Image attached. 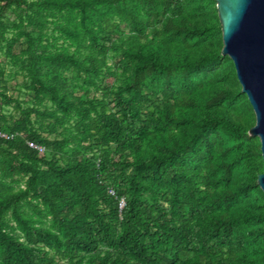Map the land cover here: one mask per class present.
I'll list each match as a JSON object with an SVG mask.
<instances>
[{"label": "trees", "instance_id": "1", "mask_svg": "<svg viewBox=\"0 0 264 264\" xmlns=\"http://www.w3.org/2000/svg\"><path fill=\"white\" fill-rule=\"evenodd\" d=\"M222 46L215 0H0V264H264Z\"/></svg>", "mask_w": 264, "mask_h": 264}, {"label": "water", "instance_id": "2", "mask_svg": "<svg viewBox=\"0 0 264 264\" xmlns=\"http://www.w3.org/2000/svg\"><path fill=\"white\" fill-rule=\"evenodd\" d=\"M223 46L235 66L241 90L255 114L248 133L258 136L264 162V0H215ZM264 191V170L257 176Z\"/></svg>", "mask_w": 264, "mask_h": 264}, {"label": "built area", "instance_id": "3", "mask_svg": "<svg viewBox=\"0 0 264 264\" xmlns=\"http://www.w3.org/2000/svg\"><path fill=\"white\" fill-rule=\"evenodd\" d=\"M0 136H2V137H7V136H6L4 133H2L1 131H0ZM29 145L32 146V147H35V148L41 149L40 147H38V146L35 145L34 143H30V142H29ZM124 204H125V202H124L123 200H121L120 203H119V207L122 208V207L124 206Z\"/></svg>", "mask_w": 264, "mask_h": 264}, {"label": "rangeland", "instance_id": "4", "mask_svg": "<svg viewBox=\"0 0 264 264\" xmlns=\"http://www.w3.org/2000/svg\"><path fill=\"white\" fill-rule=\"evenodd\" d=\"M20 80H21V78L19 77L18 81H20ZM9 85L12 87V86L14 85V81H10V82H9ZM22 97L28 99V97H26V96H24V95H23ZM8 110H10V108H9Z\"/></svg>", "mask_w": 264, "mask_h": 264}, {"label": "clouds", "instance_id": "5", "mask_svg": "<svg viewBox=\"0 0 264 264\" xmlns=\"http://www.w3.org/2000/svg\"><path fill=\"white\" fill-rule=\"evenodd\" d=\"M39 147V146H38Z\"/></svg>", "mask_w": 264, "mask_h": 264}]
</instances>
